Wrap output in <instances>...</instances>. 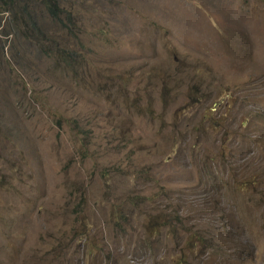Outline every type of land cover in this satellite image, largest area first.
Returning a JSON list of instances; mask_svg holds the SVG:
<instances>
[{"label":"rangeland","instance_id":"rangeland-1","mask_svg":"<svg viewBox=\"0 0 264 264\" xmlns=\"http://www.w3.org/2000/svg\"><path fill=\"white\" fill-rule=\"evenodd\" d=\"M0 264H264V0H0Z\"/></svg>","mask_w":264,"mask_h":264}]
</instances>
